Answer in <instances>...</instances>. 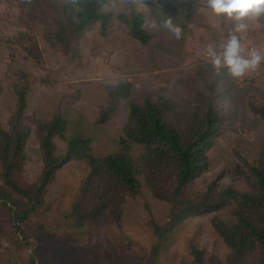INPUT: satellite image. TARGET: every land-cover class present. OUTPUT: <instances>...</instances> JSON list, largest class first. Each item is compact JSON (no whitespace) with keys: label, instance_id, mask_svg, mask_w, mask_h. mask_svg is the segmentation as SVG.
I'll return each instance as SVG.
<instances>
[{"label":"rangeland","instance_id":"1","mask_svg":"<svg viewBox=\"0 0 264 264\" xmlns=\"http://www.w3.org/2000/svg\"><path fill=\"white\" fill-rule=\"evenodd\" d=\"M188 2L191 17L187 23L179 24L183 28L180 40L159 27L151 33L147 31L151 41L144 46L131 37L120 17H112L105 34L100 32L98 24L94 25L78 42L77 55H68L50 43L56 27L54 20L41 18L39 10L45 4L37 0L30 5L22 0H0V126L3 128L9 127L15 109V86L21 83L23 74L29 81L25 113L31 132L25 141L26 159L20 173L25 183L37 181L42 171V153L34 123L37 120H48L61 113L69 122L66 138L77 133L90 137L92 154L104 156L123 150L121 139L127 138L124 126L129 120V107L132 103L142 104L146 96L158 102L166 94L175 104L188 99L195 107L179 121V126L191 121L197 113L202 114L209 92L205 85L202 88L197 76L201 68L210 66L206 46L218 45L231 25L210 22L196 12L195 0ZM148 16L155 18L152 11ZM243 44L245 48L264 51V20L259 26H251ZM117 74L128 78L132 86L130 96L119 102L107 121L100 122V112L110 102L111 87L104 81ZM227 82L234 84L232 93L227 96L224 93L217 100L219 105L227 106L226 111L222 109L227 120L221 122V131L208 151L207 170L188 187L197 196L210 188L218 193L227 188L248 191L250 167L264 149V64L241 80ZM55 141L56 153L62 155L66 141L61 138ZM126 148L135 159L144 150L138 144L132 147L127 144ZM1 170L0 165V185ZM167 173V170L159 173L160 184L167 180ZM88 174L89 166L83 160L64 164L48 186L47 209L26 221L24 234L10 224L13 212L0 200V264H28L31 254H35L38 264H149L144 258L154 257L151 248L158 241L151 221L165 223L170 206L154 196L146 179L142 180V194L137 197L124 195L118 186L109 185L107 190L115 195L114 205L122 208L121 224L110 212H104L79 227L69 212ZM229 215L224 209L186 220L164 243L156 264H193L192 243L203 251L202 264H229L230 250L213 225L219 219L229 224ZM247 261L258 264L256 260Z\"/></svg>","mask_w":264,"mask_h":264},{"label":"trees","instance_id":"2","mask_svg":"<svg viewBox=\"0 0 264 264\" xmlns=\"http://www.w3.org/2000/svg\"><path fill=\"white\" fill-rule=\"evenodd\" d=\"M37 2L45 4L39 10L42 11L41 18L54 20L56 28L50 43L68 55H77L78 42L94 25H99L102 34L110 28L112 18L96 13H92L89 20L78 27L66 24L55 0ZM159 3L162 9L160 16L152 0H148L149 8L158 20L164 15L180 24L187 23L191 17L188 0H159ZM48 11L50 14H47ZM120 19L126 24L132 38L144 46L150 43L149 33L141 27L144 14H134L129 22L123 17ZM197 77L202 81V88L206 86L210 94L204 100L202 114L197 113L191 121L179 126V121L194 110L195 106L188 99L175 104L166 98V94L158 102L146 96L142 104L132 103L129 107V120L124 126L127 138L121 139L123 150L104 156L92 154L90 137L77 133L66 138L69 122L61 113L54 114L48 120L35 121L42 153V171L37 181L25 183L20 173L26 159L25 141L31 130L25 113L29 81L28 76L23 74L19 80L21 83L14 88L16 105L9 127L5 129L0 126V200L13 212L10 224L17 232L24 234L26 221L47 209V190L55 181L56 172L70 161L83 160L89 166V174L82 182L69 212L79 227L87 219L99 217L104 212H110L115 221L121 224V205H114L115 195L107 187L116 185L124 195L137 197L142 194V180L146 179L154 196L170 206V213L163 224L151 221L158 241L151 248L154 257L144 258L145 263L156 264L164 243L186 220L226 209L230 213V223L219 219L214 220L213 225L230 250L229 264H254L248 259L264 264V149L250 167L248 191L236 192L227 188L218 193L210 188L201 196L188 191L190 184L207 170L208 151L221 131V122L227 120V114L217 107L218 99L211 95L215 93L211 66L201 68V74ZM192 80L196 82V78ZM227 83L226 96L232 93L234 85ZM131 88L130 83L121 84L116 90L110 88L109 105L101 110L98 121H107L119 102L128 99ZM262 117L264 119V115ZM57 138L66 141L62 155L56 153ZM127 144L131 147L133 144L141 145L144 148L141 157L133 158L129 148H126ZM165 170L168 171L167 180L160 184L159 173ZM25 241L29 246V240ZM190 252L193 264H202L203 251L192 243ZM28 264H38L35 254H31Z\"/></svg>","mask_w":264,"mask_h":264},{"label":"clouds","instance_id":"3","mask_svg":"<svg viewBox=\"0 0 264 264\" xmlns=\"http://www.w3.org/2000/svg\"><path fill=\"white\" fill-rule=\"evenodd\" d=\"M26 5L33 0H22ZM157 13H162L159 0H152ZM196 12L205 16L210 22L219 21L231 25L229 31L217 45L206 46V58L212 68L215 97L219 99L226 92L225 78L241 80L250 73L259 71L264 64V51L257 47L245 48L243 40L251 26L264 20V0H195ZM61 10L66 24L80 26L89 20L92 13L107 17H123L131 21L134 14H145L141 27L152 32L159 27L166 29L176 40L183 35L181 25L174 23L173 18L163 15L162 19L150 18L148 0H55ZM213 26H217L215 23ZM124 75H113L104 83L116 90L121 84L128 83ZM123 103V101H121ZM218 108L227 110L226 105L217 104Z\"/></svg>","mask_w":264,"mask_h":264}]
</instances>
